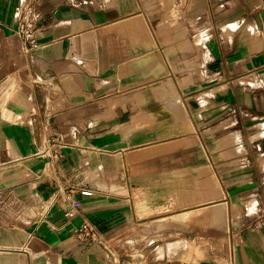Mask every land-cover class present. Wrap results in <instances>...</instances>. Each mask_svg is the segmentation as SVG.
Returning a JSON list of instances; mask_svg holds the SVG:
<instances>
[{
	"label": "crops",
	"instance_id": "crops-1",
	"mask_svg": "<svg viewBox=\"0 0 264 264\" xmlns=\"http://www.w3.org/2000/svg\"><path fill=\"white\" fill-rule=\"evenodd\" d=\"M0 264H264V0H0Z\"/></svg>",
	"mask_w": 264,
	"mask_h": 264
},
{
	"label": "built area",
	"instance_id": "built-area-1",
	"mask_svg": "<svg viewBox=\"0 0 264 264\" xmlns=\"http://www.w3.org/2000/svg\"><path fill=\"white\" fill-rule=\"evenodd\" d=\"M24 8L20 4L15 8V16H19L23 12ZM27 17H25V21L23 24V27L19 31V36L23 39L27 47L34 46V33L36 31L37 22L39 21V15L34 12V10H27ZM63 146V143L60 141H53L52 143L46 145L44 149H42L41 154H47L49 158L52 159H58L62 156L61 154V148ZM82 195H91L92 193L88 190H82ZM78 205L77 202L72 203L73 207H76ZM74 212L70 209L66 211L67 216H72ZM83 235L87 237H95L96 231L92 226L88 225H81L78 229Z\"/></svg>",
	"mask_w": 264,
	"mask_h": 264
},
{
	"label": "rangeland",
	"instance_id": "rangeland-1",
	"mask_svg": "<svg viewBox=\"0 0 264 264\" xmlns=\"http://www.w3.org/2000/svg\"><path fill=\"white\" fill-rule=\"evenodd\" d=\"M31 208L34 209L32 206H31ZM33 211H34V210H33ZM31 212H32V211H31ZM31 214H33V212H32ZM161 233H163V231H161Z\"/></svg>",
	"mask_w": 264,
	"mask_h": 264
}]
</instances>
